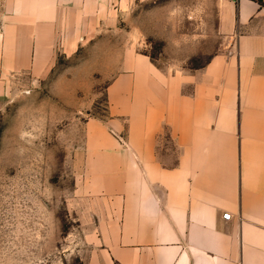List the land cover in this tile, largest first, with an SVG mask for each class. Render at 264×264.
<instances>
[{
  "label": "crops",
  "instance_id": "0c3cea01",
  "mask_svg": "<svg viewBox=\"0 0 264 264\" xmlns=\"http://www.w3.org/2000/svg\"><path fill=\"white\" fill-rule=\"evenodd\" d=\"M107 1L1 0L0 97L52 65L60 24L101 22ZM218 32L193 73L134 56L109 86L113 141L92 144L83 185L88 264H264V0H223Z\"/></svg>",
  "mask_w": 264,
  "mask_h": 264
},
{
  "label": "rangeland",
  "instance_id": "374dc122",
  "mask_svg": "<svg viewBox=\"0 0 264 264\" xmlns=\"http://www.w3.org/2000/svg\"><path fill=\"white\" fill-rule=\"evenodd\" d=\"M222 2L108 0L101 22L60 24L46 71L11 76L0 97V264H88L83 185L92 144L113 141L100 124L109 86L134 56L170 75L205 67L225 46Z\"/></svg>",
  "mask_w": 264,
  "mask_h": 264
},
{
  "label": "built area",
  "instance_id": "2783aa9c",
  "mask_svg": "<svg viewBox=\"0 0 264 264\" xmlns=\"http://www.w3.org/2000/svg\"><path fill=\"white\" fill-rule=\"evenodd\" d=\"M228 2H232V3H237V2H239V1H241V0H227ZM230 218H231V215L230 214H224L223 215V219L224 220H230Z\"/></svg>",
  "mask_w": 264,
  "mask_h": 264
}]
</instances>
